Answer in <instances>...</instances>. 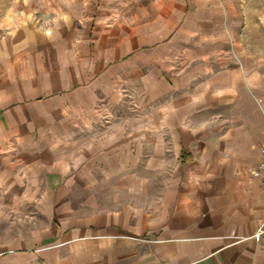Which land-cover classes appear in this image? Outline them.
<instances>
[{
  "label": "crops",
  "instance_id": "0c3cea01",
  "mask_svg": "<svg viewBox=\"0 0 264 264\" xmlns=\"http://www.w3.org/2000/svg\"><path fill=\"white\" fill-rule=\"evenodd\" d=\"M189 2L155 4L156 59L171 44L193 45L179 39L202 28ZM96 3L0 0V264L21 254L32 264H264V92L249 73L214 71L190 51L202 61L159 84L178 97L139 133L106 145L68 135L71 113L85 110L73 98L110 57L61 73L44 65L53 48L82 46ZM5 193L39 210L11 236Z\"/></svg>",
  "mask_w": 264,
  "mask_h": 264
},
{
  "label": "rangeland",
  "instance_id": "374dc122",
  "mask_svg": "<svg viewBox=\"0 0 264 264\" xmlns=\"http://www.w3.org/2000/svg\"><path fill=\"white\" fill-rule=\"evenodd\" d=\"M170 2L97 0L89 20L91 26L77 35V39L80 36L84 39L82 46L71 47L68 41L66 48L52 49V61L44 69L59 73L69 71V63L76 59L78 64L86 66L95 59L96 53L101 59L110 57L101 62L94 86H89L90 90L78 99L73 98L74 104L85 110L71 113L73 124L67 128L69 136L106 145L122 143L123 137L139 133L143 126L140 122L146 116L148 120L153 118L163 100L178 97L159 84L173 74L190 71L202 61L187 59L190 51L193 56L209 57L214 71L236 67L249 73L260 94L264 92V0H191L185 7L191 13L203 11L202 16H195L198 21L203 19L198 23L202 28L193 26L191 35L179 39H191L190 45H193L188 46V42L186 47L174 45L173 48L171 44L156 59L152 47L155 40L151 37L153 28L147 23L154 19L156 3L171 8ZM210 9L220 10L221 14L213 16L208 12ZM142 25L146 26L140 32ZM171 34L168 39H173ZM97 37H100L98 43ZM213 38L220 44L209 47L205 41ZM59 59L63 63H58ZM4 196L5 209L12 217L9 224L3 225L4 229L8 227L4 235L11 236L12 231L26 230L39 210L36 204L23 202L22 196L12 197L10 193ZM18 260L19 264H32L27 254H21Z\"/></svg>",
  "mask_w": 264,
  "mask_h": 264
},
{
  "label": "built area",
  "instance_id": "2783aa9c",
  "mask_svg": "<svg viewBox=\"0 0 264 264\" xmlns=\"http://www.w3.org/2000/svg\"><path fill=\"white\" fill-rule=\"evenodd\" d=\"M259 170H260L262 177L264 178V146L262 148V160L259 166Z\"/></svg>",
  "mask_w": 264,
  "mask_h": 264
}]
</instances>
